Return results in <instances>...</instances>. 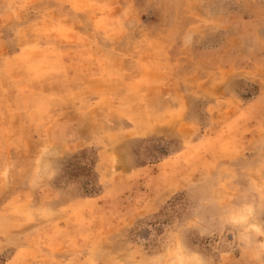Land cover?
<instances>
[{"label": "rangeland", "instance_id": "374dc122", "mask_svg": "<svg viewBox=\"0 0 264 264\" xmlns=\"http://www.w3.org/2000/svg\"><path fill=\"white\" fill-rule=\"evenodd\" d=\"M0 264H264V0H0Z\"/></svg>", "mask_w": 264, "mask_h": 264}]
</instances>
